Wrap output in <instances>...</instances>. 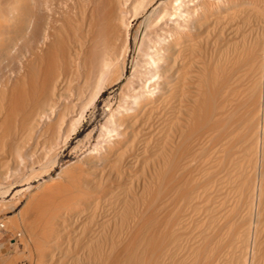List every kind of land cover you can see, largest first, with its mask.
Masks as SVG:
<instances>
[{"label": "bare ground", "instance_id": "1", "mask_svg": "<svg viewBox=\"0 0 264 264\" xmlns=\"http://www.w3.org/2000/svg\"><path fill=\"white\" fill-rule=\"evenodd\" d=\"M48 1L0 0V227L36 264H264V0H135L132 76L89 119L125 76L128 0ZM83 122L93 149L69 151Z\"/></svg>", "mask_w": 264, "mask_h": 264}, {"label": "rangeland", "instance_id": "2", "mask_svg": "<svg viewBox=\"0 0 264 264\" xmlns=\"http://www.w3.org/2000/svg\"><path fill=\"white\" fill-rule=\"evenodd\" d=\"M7 1L8 0H5V3H7ZM44 1V0H43ZM62 1V0H61ZM60 1V2H61ZM134 1V2H133ZM45 2H47L48 4H50V2L51 1H48V0H45ZM129 3V4H128ZM132 3H135V0H128V2L126 3L127 5V9H128V12L130 13V17H129V19L131 20H129L130 22H129V26L131 27H129V31H128V34H129V36H128V38H129V41H128V43H129V52H128V54H127V58H126V63H125V65L126 66H124L125 67V76H124V79L119 83V84H116V85H113V87H111L110 86V88L108 87L107 88V91L106 92H103V93H101V95H99L98 96V98L94 101V103H92L91 104V106L90 107H88V111H87V117H86V119L88 118L89 119V117L91 118V116L93 115L94 116V114L97 116L98 114H99V112H98V109L97 108H99V107H101L102 106V104H101V99H105V98H107L108 97V95L110 94V92H112V91H116L117 93H119V91H121V89H122V86H124L123 84H125L127 81H128V79L132 76V73H133V70H134V61H135V59L137 58V55H138V51H139V47H140V40H137L136 42H135V32H136V30H137V28H139V26H140V24H141V22H142V18L141 17H135V16H133L132 14H134L135 12H134V9H133V5L134 4H132ZM132 6V7H131ZM134 12V13H133ZM131 16H133V17H135V18H133V17H131ZM139 25V26H138ZM214 28V27H213ZM213 28H211V31H209V32H206L204 35H203V37H202V39H203V41L204 42H206V41H208V43H209V45H211L212 44V46L214 47L216 44L214 43L215 42V36H214V33L212 32L213 31ZM141 30H142V32H144V30H145V27L144 26H142L141 27ZM213 35V36H212ZM212 36V37H211ZM134 38V39H133ZM210 38L212 39V38H214L213 39V42L210 40ZM209 39V40H208ZM134 40V41H133ZM209 41H211V42H209ZM207 43V42H206ZM121 45V44H120ZM120 47V46H119ZM18 48H20V49H22L21 47H18ZM15 49V48H14ZM19 49V50H20ZM16 50V51H15ZM15 50H13L12 51V53L14 54V55H16V56H18V57H20L19 59L20 60H22V58H23V60H24V52L23 51H21L20 50V54L18 53V55H17V51H19V50H17V48L15 49ZM23 53V54H22ZM12 54V55H13ZM14 55H13V58H12V56H11V54L9 55V56H7V57H3L2 58V60H1V62H2V68H3V70H4V68H8L6 71H8V72H10L11 73V71L15 68L14 67V65H13V63L12 64H10V63H7V62H13L14 61ZM21 55V56H20ZM11 56V57H10ZM15 56V57H16ZM24 56V57H23ZM8 57H10V58H8ZM22 57V58H21ZM4 59V60H3ZM9 59V60H8ZM10 59H12V61H10ZM18 59V58H17ZM6 60H7V62H6ZM6 62V63H5ZM5 63V64H4ZM15 63V62H14ZM4 64V65H3ZM6 64H7V66H6ZM12 65H13V67H12ZM6 66V67H5ZM12 67V68H11ZM11 68V69H10ZM113 70H115V69H113ZM117 71H119V69L117 70V68H116V73H113L114 71H111V73L113 74V76H111L112 78H114V77H116L117 76V74L119 75V72H117ZM111 74V75H112ZM116 75V76H115ZM110 77V80H112V78ZM118 77V76H117ZM116 77V78H117ZM97 106V107H96ZM95 107H96V109H95ZM92 116V117H93ZM95 116V117H96ZM94 117V118H95ZM102 117V116H101ZM101 117H97L98 118V122L99 121H101L102 122V120H103V117L101 118ZM102 119V120H101ZM85 122V121H84ZM84 122L82 123V125H80V127H78V130H77V132L72 136V138L69 140V142H68V147H69V151L70 150H72V149H74L76 146H78L79 145V147L81 148V147H83V145L85 146L86 145V148L87 149H89V150H92L93 149V146H87V140H88V133L91 131V129H92V127L91 128H89V129H85L84 130V127H82L83 126V124H84ZM81 130V131H80ZM139 133H138V137H140V138H138L139 139V141L140 140H143V139H145V135H146V131L144 130H140V131H138ZM144 137V138H143ZM142 138V139H141ZM37 143H38V145L36 146V142H34V146L35 147H33V149H34V151L36 152V154H38L39 153V151H41L43 148H44V146H43V139H42V137L40 138V139H38V141H37ZM85 148V147H84ZM45 149V148H44ZM65 151V149L63 148V150H59V153L57 152V154L55 155V156H52L51 158H49L46 162H43L42 164H40V165H37V168L36 169H38L37 171H38V173H37V176L38 177H36V178H34V180H32V184L34 185V186H37V185H41V184H44V181L46 182V181H49V180H51V179H57L58 178V176H59V173H60V171H61V168H60V166H62V163H64V162H66L68 159H69V157L68 158H66V159H64V158H62V154H63V152ZM8 154H7V153ZM62 152V153H61ZM8 156L7 157V159H8V161H7V159L5 158L6 157V155ZM5 154H4V156H1L0 155V157H1V159L2 158H4V159H6V160H1V162L3 161H6V162H4V163H2V164H7L8 162H10L11 160V157H10V153L6 150L5 151ZM80 154V153H79ZM9 157H10V159H9ZM55 157H57V158H55ZM54 158V159H53ZM39 174V175H38ZM106 184V183H105ZM105 184H104V188H105ZM103 187H102V189H103ZM127 188V189H126ZM106 189V188H105ZM104 189V190H105ZM125 192H126V194L125 195H127V193H129L130 191L132 192V189L130 190L129 189V187H127V186H125ZM130 190V191H129ZM96 192H98V193H100L101 192V189H98V191L96 190ZM130 192V193H131ZM129 193V194H130ZM133 193V192H132ZM26 197H27V195H26ZM122 206H123V204H122ZM106 209V208H105ZM104 209V222H103V226H102V228L101 227H99V225H97L98 224V220H96V221H94V223L92 224V223H90V224H88L87 226L88 227H86L85 229H86V234H83V236L85 235V237L84 238H86V240L84 239V242H80V243H78L77 244V246L79 247H81L82 248V250H84V252H87L88 251V249L87 248H89L90 246L91 247H93V245H94V247L96 248L98 245H101V241L99 240V235H101L102 236V245H104L105 244V236H106V232H107V225H106V217H107V215H108V213L109 214H111L112 213V215H114V213L116 212H120V211H118L119 209H121V208H119L118 210L117 209H112L111 211H108V210H105ZM18 211H19V209H17V210H13V211H11L8 215H7V217H8V219L11 217V218H14L15 216H17L18 215ZM126 211V210H125ZM122 212H124V209H123V207H122V210H121V212L120 213H117V215H119V214H122ZM116 213H115V215H116ZM10 218V219H11ZM94 226V227H93ZM88 228V229H87ZM100 229H102V231H101V233L99 234V230ZM6 230V231H5ZM83 230H84V227H83ZM82 230V231H83ZM9 231V232H8ZM74 231H76V228H75V226L72 224V223H70L69 225H68V227H66L65 228V230H64V237L65 238H67L68 236L69 237H73V235H74ZM94 239V242H91V239ZM71 242V241H70ZM68 243V245H69V242H67ZM76 243L74 242V241H72L71 243H70V245L72 246V247H74V246H76L75 245ZM83 244V245H82ZM67 245V244H66ZM24 246H26V244H24L23 242H22V239H21V235L20 234H18V233H15L13 230H7V229H5V228H3V227H0V259L1 258H3L4 260H6V262L7 263H9V264H36V259L31 255V252L29 251V249H27V247H24ZM5 255V256H4ZM31 257H30V256ZM4 257H6V258H4ZM35 260H34V259ZM32 259V260H31ZM2 260V259H1ZM68 261H70V263L72 264V263H74L75 262V260L76 259H73L72 257H71V259L70 258H68L67 259ZM74 261V262H73Z\"/></svg>", "mask_w": 264, "mask_h": 264}]
</instances>
